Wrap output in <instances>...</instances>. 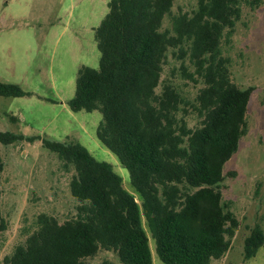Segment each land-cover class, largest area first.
Here are the masks:
<instances>
[{
  "label": "trees",
  "instance_id": "trees-1",
  "mask_svg": "<svg viewBox=\"0 0 264 264\" xmlns=\"http://www.w3.org/2000/svg\"><path fill=\"white\" fill-rule=\"evenodd\" d=\"M176 1L111 0L95 33L99 69L79 71L68 103L74 113L101 112L97 137L129 171L141 204L113 167L80 143L0 132L4 146L38 140L66 170L73 168L70 192L79 202L62 224L40 214L36 230L3 264H85L101 250L116 253L119 264H154L145 227L163 264H212L231 249L239 221L223 200L224 167L249 132L255 89L232 81L222 43L234 35L243 5L257 10L264 0H198L192 13L173 14ZM170 52L182 61V77L203 85L194 101L162 80ZM26 96L19 85L0 82V97ZM190 113L199 119L196 128L188 125ZM3 169L0 154V175ZM7 227L0 214V234ZM263 246L264 231L256 226L244 259Z\"/></svg>",
  "mask_w": 264,
  "mask_h": 264
},
{
  "label": "rangeland",
  "instance_id": "rangeland-1",
  "mask_svg": "<svg viewBox=\"0 0 264 264\" xmlns=\"http://www.w3.org/2000/svg\"><path fill=\"white\" fill-rule=\"evenodd\" d=\"M110 1L0 0V82L19 85L31 93L22 98L0 97V132L80 143L97 161L110 164L122 178L123 187L141 204L129 171L97 137L101 112L74 113L68 106L76 94L79 71L83 67L99 69L101 54L95 33L109 12ZM197 3L178 0L173 14L192 13ZM168 27L170 18L166 17L164 29ZM222 49L232 62V81L241 89L255 90L248 105L249 132L226 163L222 184L224 203L231 204L239 228L229 252L212 264H264V246L254 258L244 259L245 240L252 229L260 226L264 231V2L257 10L243 5L235 33L230 40H223ZM181 62L170 52L162 80L172 82L184 98L194 101L203 85L182 77ZM187 66L194 71L188 61ZM187 122L190 128L199 126L193 113ZM0 154L4 161L0 214L8 226L0 234L3 264L36 230L40 214L51 215L62 224L76 215L79 202L70 192L74 169L66 170L57 154L44 148L41 141L0 144ZM145 228L154 264H163ZM107 261L120 262L116 253L101 250L85 264Z\"/></svg>",
  "mask_w": 264,
  "mask_h": 264
}]
</instances>
